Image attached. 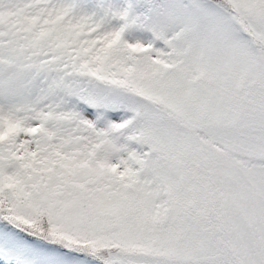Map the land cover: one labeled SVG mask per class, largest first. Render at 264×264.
Wrapping results in <instances>:
<instances>
[{"label": "snow or ice", "instance_id": "1", "mask_svg": "<svg viewBox=\"0 0 264 264\" xmlns=\"http://www.w3.org/2000/svg\"><path fill=\"white\" fill-rule=\"evenodd\" d=\"M25 6L0 8V264H264V177L235 183L230 156L264 154V94L246 119L207 82L239 20L208 0ZM257 17L264 39V0Z\"/></svg>", "mask_w": 264, "mask_h": 264}, {"label": "rangeland", "instance_id": "2", "mask_svg": "<svg viewBox=\"0 0 264 264\" xmlns=\"http://www.w3.org/2000/svg\"><path fill=\"white\" fill-rule=\"evenodd\" d=\"M31 2L32 0H27V3ZM208 2L234 15L239 20V26L230 30L226 36L220 37L221 40L229 41L222 47L223 59L217 62L223 73L221 82L217 83L214 80L207 82L222 94L227 93L229 99L238 102L245 109V118L251 119L249 113L264 94V64L257 59L264 57V39L261 38L258 17L252 18V8L259 7L262 0H208ZM25 4L26 0H0V8L11 9L13 13L23 8V16L34 14ZM12 19H17V16L13 15ZM250 39L256 40L257 45L256 42H253L255 46L251 45ZM232 41H238L239 44L234 45ZM247 131L255 134L259 129L249 128ZM230 156L235 166L243 169V176L234 182L244 183L250 189H255L256 183L264 177L262 164L264 154L258 147L239 146L230 152Z\"/></svg>", "mask_w": 264, "mask_h": 264}, {"label": "trees", "instance_id": "3", "mask_svg": "<svg viewBox=\"0 0 264 264\" xmlns=\"http://www.w3.org/2000/svg\"><path fill=\"white\" fill-rule=\"evenodd\" d=\"M251 41H252V40L250 39V44L252 45V44H254L253 41L255 42L256 40H253L252 42H251ZM201 135H202V134H201ZM214 147H217V148H218L219 146H214ZM245 160L247 161V159H245ZM262 164H264V160H262Z\"/></svg>", "mask_w": 264, "mask_h": 264}]
</instances>
